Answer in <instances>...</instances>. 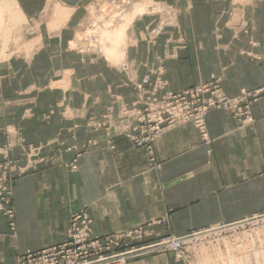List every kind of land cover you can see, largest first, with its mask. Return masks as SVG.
Returning a JSON list of instances; mask_svg holds the SVG:
<instances>
[{"label": "crops", "instance_id": "crops-1", "mask_svg": "<svg viewBox=\"0 0 264 264\" xmlns=\"http://www.w3.org/2000/svg\"><path fill=\"white\" fill-rule=\"evenodd\" d=\"M13 1L19 20L26 22L24 29L32 32L28 41L35 50L29 57L0 61V145L6 128L15 125L22 132L27 125V94L34 92V125L66 127L63 134L56 128L50 138L75 148L17 178L13 233L0 214V264H16L19 254L62 242L70 216L78 210L89 215L94 234L128 229L165 214L173 232L181 234L264 209V98L252 107V125L238 126L230 114L213 110L206 116L210 143L204 144L192 125L183 124L154 141L151 157L123 136L85 127L86 116L109 109L116 114L130 103L144 65L161 63L172 90L210 75L221 77L228 95L264 83V61L239 57L238 48L247 39H232L224 26L233 0H178L181 28L190 37L185 49L165 58L160 41L154 47L129 46L125 56L134 66L128 73L68 47L77 16L89 0ZM255 1L243 10L254 21L257 33L252 35L258 36L264 32V1ZM56 23L60 28L52 32L48 25ZM142 27L135 22L134 32ZM209 30L220 31L219 37H197V31L203 35ZM30 74L35 80L28 83ZM62 81L65 88L50 85ZM64 109L77 114L64 117ZM78 152V169L73 171L68 164ZM129 264H170V254Z\"/></svg>", "mask_w": 264, "mask_h": 264}, {"label": "rangeland", "instance_id": "rangeland-1", "mask_svg": "<svg viewBox=\"0 0 264 264\" xmlns=\"http://www.w3.org/2000/svg\"><path fill=\"white\" fill-rule=\"evenodd\" d=\"M255 2V0H233L231 10L227 11L224 16V26L230 31L231 38L244 37L247 39L245 46L238 48L237 55L251 63L264 61V32L258 36L252 35L257 33L253 29L254 21L243 10V6L251 7ZM2 6L4 4L0 3V12L3 11V15L8 17L9 8L4 6L5 9H2ZM182 13L178 0H89L83 5L77 16L75 21L77 23L68 47L79 53L100 57L109 65L128 73L134 66L133 61L128 60L125 56L129 46L143 43L146 46L154 47L160 41L163 44L165 58L174 56V53L179 49H185L190 37L188 31L181 28ZM48 17L51 18V15L48 14ZM120 18L124 21L118 20ZM137 21L141 22L143 27L134 32L133 25ZM24 22V20L18 19L11 28L10 22L0 23V61L21 55L29 57L34 52L35 44L28 41L32 32L24 29L26 26V22L25 24ZM60 25L61 23H56L52 26L50 24L48 27L54 32L60 28ZM111 30L116 33H111ZM217 31L209 30L203 32V35H198L202 31H197V37H219L220 33L217 34ZM107 32H110L112 37L116 36L115 41L113 39L105 40ZM107 44L116 48L114 50L106 49ZM144 67L143 75L139 80L134 81L135 93L130 103L122 105L116 114H113L109 109L97 115L86 116L85 127L89 131L102 130L108 136H123L135 147L142 148L150 157L154 141L165 131L183 124L192 125L197 130L201 141L204 144L210 143L211 137L207 129L206 116L213 110L230 114L238 126L252 125L255 121L252 107L256 101L264 98V83L251 89L243 88L235 95H228L222 86L221 77L216 75H210L184 88L172 90L165 77L166 69L161 63L144 65ZM58 77H61V73ZM58 77L56 75L54 79L56 80ZM34 80V75L30 74L28 83ZM50 85L62 88L66 86L65 81ZM33 99L34 92L28 93V110L26 111L28 122L21 128L22 132H19V127L15 125L6 128L5 140L0 145V214L7 219L8 229L12 233L15 231L13 200L17 178L35 170L40 165L53 164L58 158L61 159L64 153L75 148L60 138H50L56 128L60 134H63L66 132V127L50 125L38 127L34 125L36 111ZM76 114L77 110L69 112L64 109L62 111L64 117H72ZM49 115L50 112L44 113V119ZM39 137L42 139L41 141L38 140ZM78 160L79 152L68 164L71 170L78 169ZM172 210L168 209V212ZM79 211L85 212L78 210L72 214ZM259 213L264 214V209L250 213L243 218ZM218 223L226 222L211 223L177 234L173 232L169 217L165 214L160 218L128 228L143 227V230H141V236L127 240V244L128 246H140L165 236H185L208 229ZM128 229H119L110 233ZM220 244L221 248L202 251L194 256L189 254L181 260H176L174 255L168 251L141 253L129 259L126 264L136 259L140 260L164 253L170 254V264H264V260L257 255L245 253L244 247L234 248L231 243L227 244L226 242ZM21 255L23 254L16 256V264H18Z\"/></svg>", "mask_w": 264, "mask_h": 264}, {"label": "built area", "instance_id": "built-area-1", "mask_svg": "<svg viewBox=\"0 0 264 264\" xmlns=\"http://www.w3.org/2000/svg\"><path fill=\"white\" fill-rule=\"evenodd\" d=\"M141 230L143 227L94 234L89 215L79 211L71 215L62 242L25 253L19 257L18 264H126L141 253L162 251L171 252L176 260H181L189 254L221 248L222 242L231 243L234 248L244 247L245 253L264 260L263 213L218 223L185 236H165L140 246H128L127 240L141 236Z\"/></svg>", "mask_w": 264, "mask_h": 264}, {"label": "bare ground", "instance_id": "bare-ground-1", "mask_svg": "<svg viewBox=\"0 0 264 264\" xmlns=\"http://www.w3.org/2000/svg\"><path fill=\"white\" fill-rule=\"evenodd\" d=\"M2 4H4V6H7V9L9 8V16L8 17H5L3 14L2 15H0V23L2 22H5L6 21V23L7 22H10V24H11V26H10V28L14 25V24H16V21L21 17V13H20V11H19V9L16 7V5H15V2L13 1V0H2V2H1ZM12 7V8H11ZM117 9V8H116ZM117 17V16H116ZM62 20H64V19H62ZM118 20H122V21H124V19H118ZM119 21V23H121ZM118 23V24H119ZM107 25V24H106ZM122 25V24H121ZM111 26V25H110ZM109 26V27H110ZM118 26H120V25H118ZM105 27V26H104ZM103 27V28H104ZM120 27H123V26H120ZM112 28V27H111ZM113 29H116V28H113ZM120 29V28H119ZM119 29H117L118 31H119ZM123 30V29H122ZM104 31H106L105 29H104ZM102 32V31H101ZM116 33V31H113V30H111V33ZM108 33H109V37H108ZM122 33V32H121ZM121 33H117V34H121ZM99 34V33H98ZM105 34V33H104ZM103 34V35H104ZM107 35V37L105 36V40L107 39H110V41L113 39V41H115V38H116V36H111V34H110V32H107L106 33ZM116 34V35H117ZM100 36V35H99ZM112 37V38H111ZM119 37H120V35H119ZM103 39H104V36H103ZM96 41H97V38H96ZM100 41V40H99ZM111 44H112V42H111ZM111 44L109 45V44H107L105 47H106V49H115L116 47H113V46H111ZM97 48V47H96Z\"/></svg>", "mask_w": 264, "mask_h": 264}]
</instances>
